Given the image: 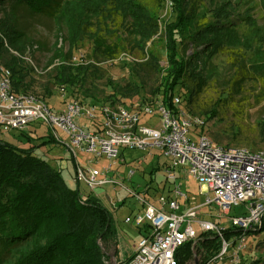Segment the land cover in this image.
Wrapping results in <instances>:
<instances>
[{
	"label": "trees",
	"instance_id": "16d2710c",
	"mask_svg": "<svg viewBox=\"0 0 264 264\" xmlns=\"http://www.w3.org/2000/svg\"><path fill=\"white\" fill-rule=\"evenodd\" d=\"M75 1L80 3L78 17L69 14ZM170 1L176 18L174 22L165 24L163 36L168 48L165 65L160 64L155 39L158 38L159 13L164 0H0V5L8 4L13 9L22 4L31 13L48 14L55 23L60 15H68L75 43H80L87 35L93 42L92 57L111 60L118 59L128 48L121 35L115 40L109 35L116 32L115 25L122 28L112 15L129 17L130 28L123 29L138 35L139 41L133 40L132 46L147 56L146 63L131 67L132 72L138 73L139 69L148 67L160 75V83L153 90V95L160 97L169 108L173 106L176 86H181L188 107L195 102L206 82L200 73L202 66L198 64L199 58L205 55L207 59H212L222 51L242 49L243 43L240 42L238 25L232 21L235 17L232 18L234 13L228 3L223 2L220 7L210 9L208 16L198 17L194 0ZM259 4L264 9V0H259ZM83 10L93 11L96 18ZM8 14L4 10L0 19V61L11 71L13 90L26 92L24 80L29 74L28 69L22 65L20 57L9 53L10 49L24 50V35L15 28ZM241 19L253 32L264 31L248 13L245 12ZM177 37L180 41H188L194 49L193 58H198L195 63L179 58ZM177 56L179 59H176ZM87 62L79 66L61 65L54 76L55 82L82 86L86 75H91L88 69L95 70L93 62ZM107 83L113 84L109 79ZM141 86H144L142 77L138 81L131 77L122 86L112 85V93L105 100L116 98L118 102L135 94ZM219 100L204 112L211 119L218 114L216 107ZM258 128L259 138L264 141V118L258 122ZM229 131L233 137L238 134L233 132L232 127ZM19 134L27 135L23 131ZM43 137L47 139L39 144L27 141L30 144L21 146L0 136V264H105L110 256H117L118 252L119 238L113 215L95 195H83L78 182L75 187L68 186L60 168L45 159L43 153L36 152L37 147L54 141L50 131ZM70 157L75 162L73 156ZM150 182L152 187L154 179ZM153 188L156 191L159 189L157 185ZM263 229L264 220L259 230ZM242 232V229L228 225L223 235L229 239L240 236ZM219 250L218 235L207 231L199 234L193 245L189 241L178 247L175 257L177 264H187L193 261L195 252L199 264H208ZM130 259L128 257L126 263Z\"/></svg>",
	"mask_w": 264,
	"mask_h": 264
},
{
	"label": "built area",
	"instance_id": "2783aa9c",
	"mask_svg": "<svg viewBox=\"0 0 264 264\" xmlns=\"http://www.w3.org/2000/svg\"><path fill=\"white\" fill-rule=\"evenodd\" d=\"M183 102L174 92L172 108L150 96L125 106L74 99L54 110L39 95L14 91L11 71L0 61V131H25L41 122L73 156L75 182L84 181L92 192L111 185L133 199L123 219L138 237L128 264H177L176 249L207 231L220 241L208 264H241L244 241L264 220V149L224 147L209 140ZM124 149L146 155L127 162ZM80 154L86 155L85 164L78 162ZM154 154L163 159L154 168L164 176L159 189L130 186L136 170L129 164L140 165ZM190 179L201 199L191 198ZM123 201L108 199L109 211ZM228 225L242 234L226 239Z\"/></svg>",
	"mask_w": 264,
	"mask_h": 264
},
{
	"label": "rangeland",
	"instance_id": "374dc122",
	"mask_svg": "<svg viewBox=\"0 0 264 264\" xmlns=\"http://www.w3.org/2000/svg\"><path fill=\"white\" fill-rule=\"evenodd\" d=\"M194 1L198 17L208 16L211 13L210 9L220 7L219 5L223 2L228 3L234 13L232 18L235 17L232 21L238 25L239 30L237 31L241 38L240 42L243 45L242 49L222 51L213 56L212 59H207L205 55L199 58L198 64L202 66L200 73L202 79L206 82L202 92L191 106L187 107L185 105L184 89L181 86L177 85L174 92L183 98V105L188 114L197 119V124L200 123L201 125V133L209 140L224 147L237 146L251 151L263 150L264 141L259 138L258 122L264 118V31H262L263 33L253 32L246 22H243L241 17H243L245 12L248 13L256 19L257 24L262 26L264 30V9L260 6L259 0ZM71 6L72 10L69 14L73 17H78L80 13L79 1H75ZM16 7L10 9L8 4L0 5V19L3 17L5 10L9 13L8 17L15 28L24 35L25 44L22 45L24 50L18 52L10 49L9 53L20 57L22 65L28 69L29 74L24 80L26 92L46 99L49 107L54 110H60L66 102L74 99H80L84 104L111 103L110 101H112V104L125 106L127 104L130 105L131 101L139 102L154 96L153 90L157 89L160 83V75L151 71L148 67L139 69L138 73H133L131 70L134 64L146 63L147 56H144L138 48L132 46L133 40L139 41L138 35L125 32L123 29L130 28L131 20L129 17L112 15L115 16L118 23H121L122 28L119 29L118 25H115L116 32H110L111 34L109 35H111L112 40H115L116 36L121 35L126 40L128 48L118 59L111 60L92 57L93 42L87 35L80 43H75L72 29L67 20L68 15H60L55 23L54 19L46 13H31L22 4L18 8ZM84 12L96 18L93 11L85 10ZM175 15L172 2L164 0L163 8L159 13L160 29L158 38H155L157 40L158 57L163 63H165L168 51L166 47L167 41L163 36L165 24L174 22ZM176 41L178 43L179 58L184 62L195 63L198 58H193L194 49L188 45V41H180V37H177ZM149 45L150 42L147 43V46ZM179 58L177 56L176 59ZM87 61L93 62L95 70L90 71L91 69H88V73H91V75L89 77L86 75L87 79L82 86L79 84L67 86V84L61 85L55 82L54 76L61 65L79 66L82 63L86 65ZM80 71L82 72L83 69H80ZM131 77L137 81L142 77L144 86L139 87L135 94L123 97L118 102L116 98L105 100L112 93V85L118 84L122 86ZM108 79L113 82L112 85L107 83ZM218 99H220V103L216 107L218 114L211 119L204 112L214 106ZM146 118L142 117L141 120L144 121ZM230 127L233 128L234 133H238L236 137H233L232 133H230ZM49 131L47 126L37 122L30 124L28 129L23 131L27 134L25 135L26 137L19 134V131L16 130L6 133L0 131V136L13 144L26 146L31 141L39 144L43 139H47L43 136H47ZM60 135L62 136L61 133ZM27 141H30V143ZM54 141H48L37 147L36 152L38 154L43 153L42 156L45 159L49 160L53 166L60 168L66 184L75 187L73 182L75 162L70 157L71 153L65 149V146ZM143 155L146 154L138 150L124 149V157L127 162L134 156L140 157ZM151 159V156H147L142 161V164L138 165L134 161V163L129 165L133 170H136V174L131 181H127L130 186L139 188L152 185V182H150L153 179L151 173H153V170L155 171L156 161L159 158L157 157L152 166H150L149 162ZM77 160L80 164H85L86 155H78ZM162 163L163 159H161L160 165ZM154 175L153 184L156 185V182L160 184L164 178L163 172L159 170ZM188 182L191 198L195 195L196 200L201 199L202 195L195 194L196 186L194 181L190 179ZM79 185L80 192L83 195L90 192L88 184L84 181L80 182ZM104 189H109L113 197L124 198V201L130 199V203L134 202L132 198L125 195V192L114 193L111 185H104L98 188L96 192L100 193ZM205 189V186H203L204 191ZM96 197L101 201L99 195ZM113 200L116 199L113 198ZM119 206L118 202L116 209H112V212L110 211L117 226L118 252L117 256H110L105 261V264H128L126 259L130 257L133 245L138 239L133 225L123 223L126 208L121 210L119 216L117 212ZM116 218H118L117 221ZM192 262L187 264H192ZM240 263L264 264V229L254 231L246 238L240 254Z\"/></svg>",
	"mask_w": 264,
	"mask_h": 264
},
{
	"label": "crops",
	"instance_id": "0c3cea01",
	"mask_svg": "<svg viewBox=\"0 0 264 264\" xmlns=\"http://www.w3.org/2000/svg\"><path fill=\"white\" fill-rule=\"evenodd\" d=\"M148 156V155H147ZM146 156V157H147ZM149 156H151L152 157V159L150 160V162H149V165L150 166H152V164L154 163V161L157 159V156L156 155H149ZM135 157H137V156H134L133 158H135ZM146 157H145V159H146ZM133 158H131V160L133 159ZM144 159V160H145ZM157 162H160V159H157V161H156V163ZM130 165V164H129ZM125 169V166H122V167H120V170H124ZM153 179H155V175H154V177H153ZM73 182L75 183V186H76V182L74 181V178H73ZM80 183H78V187H79V189H80V185H79ZM156 185L159 187V184L156 182ZM155 184H153V186H156ZM152 186V187H153ZM113 190V189H112ZM89 193H91V194H93V195H95V196H97V195H99V198L101 199V202L103 203V205L105 206V207H107L108 208V199H118L119 197H113V195H111L112 193L109 191V189H104V190H102L100 193H101V195H100V193H98V192H92L91 190H90V192ZM114 193H117L116 191H114ZM120 204V206H119V208H118V210H117V212H118V214H119V216H120V214H121V210L122 209H124V208H126L125 209V211H126V213L124 214V217L128 214V211H129V209H130V207L132 206V204L133 203H130V199H127L126 201H123L122 202V204L121 203H119ZM109 209V208H108ZM115 216V215H114ZM124 217H123V219H124ZM117 219L118 218H116V221H117ZM121 223V222H120ZM124 223V222H123ZM121 225L122 226H124V224H122L121 223Z\"/></svg>",
	"mask_w": 264,
	"mask_h": 264
},
{
	"label": "water",
	"instance_id": "95a60500",
	"mask_svg": "<svg viewBox=\"0 0 264 264\" xmlns=\"http://www.w3.org/2000/svg\"><path fill=\"white\" fill-rule=\"evenodd\" d=\"M195 241L192 243V245L195 243ZM193 255H194V258H193L192 264H199V259H198L197 254L194 252Z\"/></svg>",
	"mask_w": 264,
	"mask_h": 264
}]
</instances>
